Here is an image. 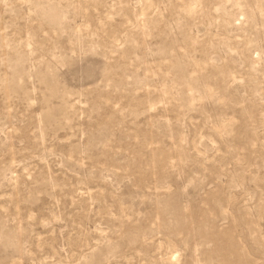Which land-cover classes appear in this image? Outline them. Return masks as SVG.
I'll list each match as a JSON object with an SVG mask.
<instances>
[{
	"label": "rangeland",
	"instance_id": "rangeland-1",
	"mask_svg": "<svg viewBox=\"0 0 264 264\" xmlns=\"http://www.w3.org/2000/svg\"><path fill=\"white\" fill-rule=\"evenodd\" d=\"M211 261L264 264V0H0V264Z\"/></svg>",
	"mask_w": 264,
	"mask_h": 264
},
{
	"label": "bare ground",
	"instance_id": "bare-ground-1",
	"mask_svg": "<svg viewBox=\"0 0 264 264\" xmlns=\"http://www.w3.org/2000/svg\"><path fill=\"white\" fill-rule=\"evenodd\" d=\"M43 8H44V7H43ZM53 9L55 10V8H53ZM53 9H52V10H53ZM42 10L44 11L45 8L42 9ZM49 11H51V10H48V12H49ZM55 11H56V10H55ZM55 11H54V12H55ZM44 12H45V11H44ZM54 12H52V13H54ZM49 13H50V12H49ZM54 14H55V13H54ZM57 14H58V13H57ZM57 14H55V15H57ZM45 15H46V14H45ZM50 16H51V15H50ZM50 16L47 15V17H50ZM52 16H53V15H52ZM52 16H51V17H52ZM62 16H63V15H62ZM53 17H55V16H53ZM53 17H52V19H53ZM57 17H58V16H57ZM49 19H51V18H49ZM55 19H56V17H55ZM58 19H60V18H58ZM53 20H54V19H53ZM51 21H52V20H51ZM54 22H55V21H54ZM56 22H58V21H56ZM209 260H210V259H209ZM207 263L209 264V262H207ZM211 264H212V261H211Z\"/></svg>",
	"mask_w": 264,
	"mask_h": 264
}]
</instances>
